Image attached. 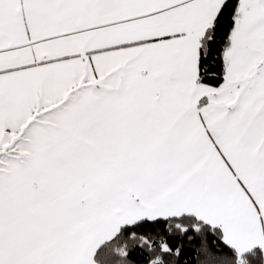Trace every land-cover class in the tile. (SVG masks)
<instances>
[{"label":"snow or ice","instance_id":"1","mask_svg":"<svg viewBox=\"0 0 264 264\" xmlns=\"http://www.w3.org/2000/svg\"><path fill=\"white\" fill-rule=\"evenodd\" d=\"M0 264H264V0H0Z\"/></svg>","mask_w":264,"mask_h":264}]
</instances>
